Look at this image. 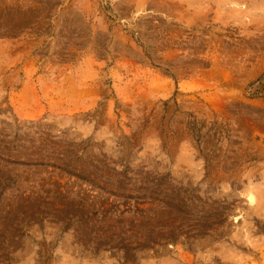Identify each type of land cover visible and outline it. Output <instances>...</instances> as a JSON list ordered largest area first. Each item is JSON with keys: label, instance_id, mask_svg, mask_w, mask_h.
<instances>
[{"label": "rangeland", "instance_id": "1", "mask_svg": "<svg viewBox=\"0 0 264 264\" xmlns=\"http://www.w3.org/2000/svg\"><path fill=\"white\" fill-rule=\"evenodd\" d=\"M0 264H264V0H0Z\"/></svg>", "mask_w": 264, "mask_h": 264}, {"label": "bare ground", "instance_id": "2", "mask_svg": "<svg viewBox=\"0 0 264 264\" xmlns=\"http://www.w3.org/2000/svg\"><path fill=\"white\" fill-rule=\"evenodd\" d=\"M248 197V196H247ZM251 198V197H250Z\"/></svg>", "mask_w": 264, "mask_h": 264}]
</instances>
